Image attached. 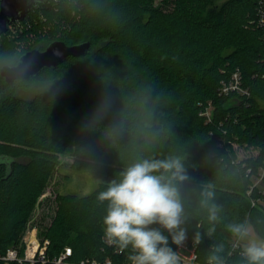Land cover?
Instances as JSON below:
<instances>
[{
	"label": "trees",
	"instance_id": "16d2710c",
	"mask_svg": "<svg viewBox=\"0 0 264 264\" xmlns=\"http://www.w3.org/2000/svg\"><path fill=\"white\" fill-rule=\"evenodd\" d=\"M263 8L264 0L220 7L214 0H45L12 24L0 37V56L8 53L12 65L40 42L19 51L22 43L46 28L47 43L38 49L53 41L92 47L30 80L7 84L0 75V255L19 247L31 224L50 242L47 264L67 247L72 262H128V252L119 255L104 242L107 202L99 193L135 161L177 156L189 177L180 184L184 242L198 241L199 264H208L218 245L223 264H247L243 240L232 251L238 238L226 225L247 222L264 239V192L256 184L264 183ZM237 71L248 94L222 93ZM104 98L111 111L92 126ZM125 109L142 112L147 127L105 139L103 126ZM235 145L259 154L241 160ZM60 154L74 159L71 170L102 181L86 196L58 194L51 223L40 227L34 215L62 165ZM208 185L221 208L211 235L213 223L200 203ZM169 243L177 253L180 245Z\"/></svg>",
	"mask_w": 264,
	"mask_h": 264
},
{
	"label": "clouds",
	"instance_id": "9594fccd",
	"mask_svg": "<svg viewBox=\"0 0 264 264\" xmlns=\"http://www.w3.org/2000/svg\"><path fill=\"white\" fill-rule=\"evenodd\" d=\"M111 107L110 98L101 100L92 117V126H101ZM141 124L142 112L125 109L118 121L103 126L102 134L105 139H115L126 130H138ZM143 126L147 127L146 124ZM188 179L180 157L144 158L125 167L119 178L99 193L98 199L107 202L103 218L105 238L119 251L128 252L129 264H178L179 257L170 246L169 238L178 246L186 239L180 184ZM211 188V185L205 187L200 201L207 209L209 222L213 223L209 235L221 219V208L214 203ZM226 230L239 240L249 233L247 222L228 223ZM222 251L223 245L216 246L208 257V264H223L218 255ZM241 254L247 264H264V239L250 240L243 246Z\"/></svg>",
	"mask_w": 264,
	"mask_h": 264
},
{
	"label": "rangeland",
	"instance_id": "374dc122",
	"mask_svg": "<svg viewBox=\"0 0 264 264\" xmlns=\"http://www.w3.org/2000/svg\"><path fill=\"white\" fill-rule=\"evenodd\" d=\"M227 1L228 0H214V5L220 7ZM155 2L156 5H160L161 0H155ZM41 36L42 37H40L39 39H37L38 37L35 36L32 37L26 45L22 43V45L19 47V51L28 49L29 45L34 46L38 42L40 43L36 46V48L46 45V38L48 36L47 28L41 34ZM13 62L14 59L8 53L0 56V68L4 65H12ZM50 88L51 89L49 90L54 89V85ZM262 105H264V103H262ZM211 114L212 110H210L209 115ZM234 148L235 150H237V157L241 160L248 159L252 156L256 157L259 154V151L257 149H249L247 146L240 147V145H235ZM59 157L62 165L50 180L47 189L39 200V205L34 215V224L40 227L49 225L51 223L57 209L56 197L58 194H76L79 196H86L91 194L102 181L100 176L91 173L71 170L69 166L74 162V159L72 157L62 154H60ZM256 184H258L264 192V183L260 184L259 181H256ZM248 229V236L243 239L244 245L247 244L250 240H262V238L257 234L256 230L252 226L249 225ZM241 241L242 240H240V242ZM193 242L194 240L183 242L186 247V250H184V252L187 256L191 255L190 251L194 248ZM196 263L199 264V262Z\"/></svg>",
	"mask_w": 264,
	"mask_h": 264
},
{
	"label": "water",
	"instance_id": "95a60500",
	"mask_svg": "<svg viewBox=\"0 0 264 264\" xmlns=\"http://www.w3.org/2000/svg\"><path fill=\"white\" fill-rule=\"evenodd\" d=\"M45 0H0V37L10 26L27 18L33 7ZM90 41L68 45L63 41H53L45 49L34 48L20 56L14 65H4L0 75L7 84L30 80L47 69H56L70 57L78 58L91 52Z\"/></svg>",
	"mask_w": 264,
	"mask_h": 264
},
{
	"label": "built area",
	"instance_id": "2783aa9c",
	"mask_svg": "<svg viewBox=\"0 0 264 264\" xmlns=\"http://www.w3.org/2000/svg\"><path fill=\"white\" fill-rule=\"evenodd\" d=\"M260 15L261 17L259 20V24L264 27V8L260 11ZM230 92H237L241 95L248 94L247 91L241 88V75L238 71L233 74L230 82L228 84H225L222 89V93L224 94H229ZM262 176H264V169ZM104 242L106 245L112 246L107 242L105 236ZM240 243V240L236 239L232 246V251L238 250L240 247ZM49 244L50 242L48 240L43 241L40 239L37 227L30 224L22 238V242L19 247L9 249L7 254L4 256L0 255V264H12L13 262H16L18 264H47L50 261L47 256V249ZM197 245L198 241L194 240V248L190 251L191 255L189 256H187L184 252V250H186L184 243L180 245L179 249L177 250V255L179 257L178 264H197ZM116 253L120 255L122 252L117 250ZM72 255V248L67 247L60 256L56 257L53 260V264H114L111 259H107L105 261L85 259L79 262H72L70 261ZM121 264H129V262H124Z\"/></svg>",
	"mask_w": 264,
	"mask_h": 264
}]
</instances>
